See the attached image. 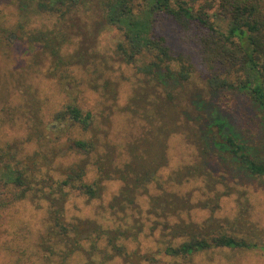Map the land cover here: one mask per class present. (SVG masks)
Instances as JSON below:
<instances>
[{"label":"trees","instance_id":"trees-1","mask_svg":"<svg viewBox=\"0 0 264 264\" xmlns=\"http://www.w3.org/2000/svg\"><path fill=\"white\" fill-rule=\"evenodd\" d=\"M13 1L30 14L14 23L5 20L6 24L0 26V42L9 43L13 38L14 42L30 47L42 46L56 60L50 71L59 81L63 79L60 72L70 81V72L90 67L83 62L81 54L68 59L62 57L63 49L73 43L69 33L50 29L45 24L29 25L31 17L56 16V27L68 28L71 26L68 23L74 19L82 16L91 19L92 15H98L102 27H111L121 35L115 48L120 61L127 65L143 62L137 72L149 80L163 76L164 79L188 82L196 71L195 64L185 54H172L166 38L159 34V24L169 20L184 43L196 45L199 64L208 72L205 89L212 95L224 91L242 92L260 109L264 122L263 0ZM67 96L62 108L51 117L56 122L52 124L54 128L61 125L64 128L59 129L58 134L53 132L50 148L65 144L75 158L67 166L60 167V178L53 185H42L37 179V161L32 156L23 157L18 150L0 147V218L13 201L47 200L49 219L53 222L52 227L57 229L50 254L55 248L63 247L61 254L58 250L56 264H108L116 257L124 264H192L197 255L215 249L264 248L250 236L252 234L241 221L245 219V209L232 222L209 217L196 223L192 217L193 209L200 206L213 212L223 194L214 189L220 180L210 171H202L200 165L180 167L160 181V166L151 158L144 165L129 155L123 168H112L111 154L106 152L100 156L96 167L98 176L87 180V157L97 151L101 139L94 130L92 112L69 94ZM139 99L136 104H140L139 108L146 113L145 100L148 98ZM154 99L155 104H148L156 108L155 114L161 115V119L168 117L167 123L160 126L166 137L183 134L170 117L172 113L178 114L174 109L179 102L174 93L168 91L164 97ZM208 125L209 130L204 128L201 137V155H231L248 173L264 177V160L253 158L233 133ZM111 172L113 176H110ZM114 178L119 179L122 186L108 202L110 218H104L103 222L67 218L65 201L70 192L93 200L101 196L100 181ZM194 180L205 183L202 191L210 193L208 198L195 200L192 192L183 191L182 186ZM153 183L158 192L150 194L149 186ZM143 197L148 202L144 209L139 205V199ZM145 221H150V226L145 228ZM46 257L47 262L51 260L50 256Z\"/></svg>","mask_w":264,"mask_h":264},{"label":"rangeland","instance_id":"rangeland-1","mask_svg":"<svg viewBox=\"0 0 264 264\" xmlns=\"http://www.w3.org/2000/svg\"><path fill=\"white\" fill-rule=\"evenodd\" d=\"M28 13L13 0H0V26L6 24L5 20L8 23L22 20ZM31 18L29 25L45 24L50 29L69 33L73 43L63 49L62 57L68 59L81 54L83 62H87L90 68L70 72V81L60 72L63 79L59 81L50 71L56 60L42 46L30 47L26 43L14 42L13 38L9 43L0 42L1 148L18 150L23 157L32 156L37 161V179L42 185H53L60 178V167L67 166L75 158L65 144L50 148L53 132L58 134L64 128V125L54 128L52 124L56 122L51 119L52 114L62 108L69 94L70 98L92 112L94 130L101 139L99 149L87 157V180L98 176L96 167L100 156L106 152L111 154L112 168H123L129 155L144 165L151 158L160 166V181L180 167L200 165L202 171L208 170L220 180L214 189L223 194L219 196L218 207L213 212L200 206L193 209L192 217L196 223L200 224L209 217L232 222L245 209V219L241 221L246 231L264 245V177L248 173L231 155L220 157L210 153L203 156L199 149L204 128L209 130L208 124L216 125L217 130L233 133L253 158L264 160L261 111L242 92L224 91L212 95L205 89L208 72L199 64L197 47L193 42L184 43L171 21L161 22L159 34L166 38L172 54L189 56L196 71L188 82L164 79L163 76L149 80L137 72L143 62L127 65L118 59L115 48L121 35L111 27H102L98 15H92V20L85 16L74 19L68 23L71 25H67L68 28L56 27V16L40 14ZM168 91L173 92L179 102L174 109L178 114L172 113L171 121L184 133L166 137L160 126L167 123V112L164 121L161 115L155 114L156 108L148 103L155 104L154 98L164 97ZM138 96L148 98L145 100L146 113L139 108L140 104H136V99L140 100ZM113 174L111 172L110 176ZM204 184L194 180L183 185L182 189L192 192L195 200H204L210 194L202 191ZM100 185L101 196L93 200L70 192L65 201L69 220L90 218L103 222L104 218H110L107 205L119 192L122 182L114 178L100 181ZM156 186L154 183L149 186L150 194L158 192ZM139 205L144 209L148 202L143 197L139 199ZM48 210L47 200L26 198L13 201L2 212L0 264L57 263L58 250L61 254L63 247L55 248L50 254V248L56 242L57 229L52 227ZM144 223L145 228L150 226V221ZM43 255L50 256L51 260L47 262ZM108 264L124 263L116 257ZM192 264H264V248L215 249L197 255Z\"/></svg>","mask_w":264,"mask_h":264}]
</instances>
